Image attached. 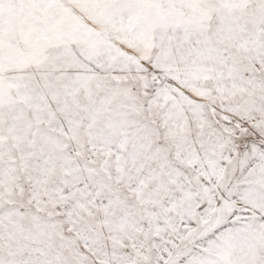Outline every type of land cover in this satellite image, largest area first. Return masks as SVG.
<instances>
[{"label": "snow or ice", "instance_id": "obj_1", "mask_svg": "<svg viewBox=\"0 0 264 264\" xmlns=\"http://www.w3.org/2000/svg\"><path fill=\"white\" fill-rule=\"evenodd\" d=\"M0 264H264V0H0Z\"/></svg>", "mask_w": 264, "mask_h": 264}]
</instances>
